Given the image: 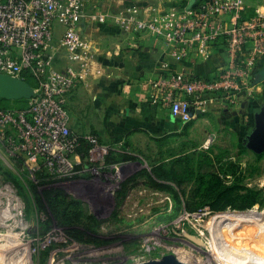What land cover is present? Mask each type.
Here are the masks:
<instances>
[{
  "label": "rangeland",
  "instance_id": "1",
  "mask_svg": "<svg viewBox=\"0 0 264 264\" xmlns=\"http://www.w3.org/2000/svg\"><path fill=\"white\" fill-rule=\"evenodd\" d=\"M245 2L264 12V0ZM260 83L249 96L259 100L256 111L264 104ZM71 98V127L97 133L102 147L72 174L30 170L0 140V190L9 186L15 195V208L1 196V264H136L169 255L188 264H244L232 244L239 242L263 255L251 223L236 221L241 212L264 220V153L246 145L254 127L244 121L246 108L123 129L90 115L81 96L79 104ZM27 104L0 100L1 108Z\"/></svg>",
  "mask_w": 264,
  "mask_h": 264
},
{
  "label": "built area",
  "instance_id": "2",
  "mask_svg": "<svg viewBox=\"0 0 264 264\" xmlns=\"http://www.w3.org/2000/svg\"><path fill=\"white\" fill-rule=\"evenodd\" d=\"M177 3L146 11L125 7L120 23L161 39L180 61L196 52L224 47L229 63L212 73L166 72L147 81L151 100L181 121L197 119L211 106L239 102L242 90H255L258 65L264 58V12H247L245 0H172ZM88 0H0V72L37 81L35 95L23 109L0 110V140L10 153L32 169L52 175L74 172L80 134L71 127L68 98L91 72L94 54L87 48L82 21ZM105 20L104 15H93ZM60 28V30L58 29ZM63 53L67 65H54ZM89 156L100 155L97 135L87 132Z\"/></svg>",
  "mask_w": 264,
  "mask_h": 264
},
{
  "label": "crops",
  "instance_id": "3",
  "mask_svg": "<svg viewBox=\"0 0 264 264\" xmlns=\"http://www.w3.org/2000/svg\"><path fill=\"white\" fill-rule=\"evenodd\" d=\"M129 5H137L148 11L154 6L165 9L177 3L172 0H88L87 16L81 26L86 46L94 54V61L90 74L72 92L73 97L70 95L72 98L69 96L68 102L70 98L75 101L81 96L90 115L100 121L120 123L123 129L143 127L151 121L159 127L165 126L167 120L180 121L168 109L151 100L148 79L166 72L188 76L212 73L216 67L229 63V55L222 46L214 47L206 54L194 52L178 61L170 56L168 47L161 39L138 33L120 23V14ZM255 10L247 7L249 14ZM93 15H104L105 20L94 19ZM67 62L65 55L58 53L54 65L57 69H63ZM263 65L264 58H261L258 72ZM254 84L258 89L262 86L261 83ZM248 93L249 89L244 88L238 104L226 110L222 108V112L237 115L241 108H246L247 111L242 112L246 119L242 117V120L252 126L259 100L249 98ZM84 132L90 131H80Z\"/></svg>",
  "mask_w": 264,
  "mask_h": 264
},
{
  "label": "water",
  "instance_id": "4",
  "mask_svg": "<svg viewBox=\"0 0 264 264\" xmlns=\"http://www.w3.org/2000/svg\"><path fill=\"white\" fill-rule=\"evenodd\" d=\"M195 0H191L189 7ZM255 82H264V66L256 74ZM35 88L26 80L0 72V97L11 100L29 99L35 95ZM247 147L255 153H264V104L254 113V127L247 135ZM141 264H188L175 255L166 256L163 260H151Z\"/></svg>",
  "mask_w": 264,
  "mask_h": 264
},
{
  "label": "bare ground",
  "instance_id": "5",
  "mask_svg": "<svg viewBox=\"0 0 264 264\" xmlns=\"http://www.w3.org/2000/svg\"><path fill=\"white\" fill-rule=\"evenodd\" d=\"M2 194H5L7 197H8V204H9V208H15V206L13 205V201L15 199V195L12 194V189L9 187V186H6L2 189V191L0 190V201H1V196ZM5 196V197H6ZM7 199V198H5ZM17 201V200H16ZM16 203V202H15ZM12 205V207H11ZM17 207V206H16ZM20 210V209H19ZM6 211V209H5ZM242 214H239V219L236 220L237 221V225L241 226L244 222H248V223H251L249 226L251 229L254 228L255 230V235L257 234L258 236H256L255 238H259L263 244H264V236L263 234H259V231L262 229H264V220H262V216H257L255 214H252V213H245V212H241ZM4 214V213H3ZM2 214V215H3ZM12 215V214H11ZM14 215V214H13ZM0 217H2L0 215ZM4 217H8L7 215L5 216L4 214ZM1 220V219H0ZM3 221V220H2ZM235 221V222H236ZM234 222V223H235ZM246 224V223H245ZM244 224V225H245ZM245 227V226H244ZM248 227V225H247ZM243 229V228H242ZM249 229V228H248ZM249 229V230H251ZM260 229V230H259ZM253 230V229H252ZM243 231V230H242ZM254 231H253V234H254ZM244 232V231H243ZM252 232V231H251ZM232 234V232H231ZM245 234V233H244ZM252 235V233H251ZM254 238V237H253ZM234 245H237V248H235V252L237 255L240 256V259L242 262H244V264H264V251L261 252L263 255H256L254 253L251 254V252H249V249L250 247L248 246L247 243H244V242H239L238 244L237 243H232ZM221 249L222 246H217V249ZM251 254V255H249ZM254 254V255H253ZM178 257V256H176ZM180 260L181 257H179ZM220 258V257H219ZM183 261V260H182ZM185 262V261H184ZM189 263V262H188ZM1 264V263H0ZM136 264H141V263H136ZM191 264V263H190ZM239 264V262H238Z\"/></svg>",
  "mask_w": 264,
  "mask_h": 264
},
{
  "label": "trees",
  "instance_id": "6",
  "mask_svg": "<svg viewBox=\"0 0 264 264\" xmlns=\"http://www.w3.org/2000/svg\"><path fill=\"white\" fill-rule=\"evenodd\" d=\"M27 82H29L33 87H36V83L34 82V81H32L31 79H27L26 80ZM0 100H6V99H3V98H1L0 97ZM26 106H24V107H21V108H18V109H23V108H25ZM1 109H10V108H1L0 107V110ZM93 134H95V135H97V137H98V139L99 140H101L100 139V136L97 134V133H95V132H92ZM80 134V146H79V148H78V153L80 154V156H81V160H82V162H81V164L79 165V166H77V167H83L85 164H88L89 163V148H90V143H89V141L84 137V134H85V132L84 133H79ZM161 177H163V175H161ZM156 185H158V186H162L161 184H159V183H156ZM165 187H167V188H169L170 189V187L168 186V185H165ZM256 203V201L255 200H252V201H250V203L249 204H247V207H249V206H251V205H253V204H255Z\"/></svg>",
  "mask_w": 264,
  "mask_h": 264
}]
</instances>
